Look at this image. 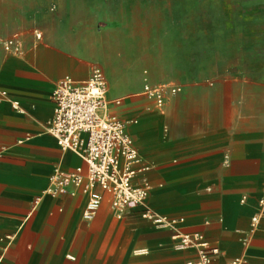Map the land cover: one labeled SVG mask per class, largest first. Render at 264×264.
Segmentation results:
<instances>
[{
  "label": "crops",
  "instance_id": "obj_1",
  "mask_svg": "<svg viewBox=\"0 0 264 264\" xmlns=\"http://www.w3.org/2000/svg\"><path fill=\"white\" fill-rule=\"evenodd\" d=\"M15 34L21 54L4 49ZM238 47L245 78L264 73L254 66L264 0H0V264H196L195 249L175 248L177 233L219 248L213 264H264V144L239 137V120L222 118L220 106L216 114L222 88L203 86L238 62ZM94 66L108 99H124L111 112L150 167L137 181L150 186L149 208L174 225L138 209L118 216L108 193L87 223L82 190L52 193L56 170H86L48 131L53 92L67 76L88 80ZM144 71L154 84L183 87L164 119L143 95ZM243 92L252 100L256 88L233 89Z\"/></svg>",
  "mask_w": 264,
  "mask_h": 264
},
{
  "label": "built area",
  "instance_id": "obj_2",
  "mask_svg": "<svg viewBox=\"0 0 264 264\" xmlns=\"http://www.w3.org/2000/svg\"><path fill=\"white\" fill-rule=\"evenodd\" d=\"M53 6L51 10H55ZM37 40L42 33L34 30ZM6 52L21 54L23 42L15 34L4 43ZM109 83L104 70L94 66L88 80L77 82L70 76L59 82L53 92L55 114L48 131L58 146L79 156L86 170L78 167L72 173L56 170L52 181L53 194L71 193V188L82 190L88 197L83 220L93 222L103 202V194L111 195L113 211L122 216L127 210L138 209L144 218L159 226L174 225L167 218L157 217L148 206L150 186L146 181L137 183L139 176L149 170L128 132V123L111 112L124 99H108ZM183 87L172 83L151 82L148 71L143 72V95L163 108L169 98L178 96ZM264 211V196L260 200ZM254 223L258 218L253 219ZM175 248L179 251L195 249L196 264H213L220 250L213 247L201 234L177 233ZM230 264H248L236 259Z\"/></svg>",
  "mask_w": 264,
  "mask_h": 264
},
{
  "label": "rangeland",
  "instance_id": "obj_3",
  "mask_svg": "<svg viewBox=\"0 0 264 264\" xmlns=\"http://www.w3.org/2000/svg\"><path fill=\"white\" fill-rule=\"evenodd\" d=\"M234 49V48H232ZM238 62L230 64L229 68H224L222 75L215 79H206L203 82V86L206 88L220 87L222 93L216 95V114L218 106L221 108V117L228 120L237 118L238 125L233 128L239 137L247 136L250 140H253L255 144H264V73L258 71L254 73L253 79H246L244 76V70L247 63L245 58H241V52L243 48L238 47ZM259 63H255V70L257 67L264 66V51L259 48ZM234 56H232L233 58ZM254 86L256 93L252 96L245 95L243 93L233 94V89L237 88L238 91L246 89L247 87ZM109 95V92H108ZM179 96V95H178ZM176 96L174 99H176ZM209 109V107H207ZM162 115V118H166V108H157ZM210 112H212L210 110ZM175 118H182L183 112L179 110L175 112ZM185 115V114H184ZM252 123V125H251Z\"/></svg>",
  "mask_w": 264,
  "mask_h": 264
}]
</instances>
